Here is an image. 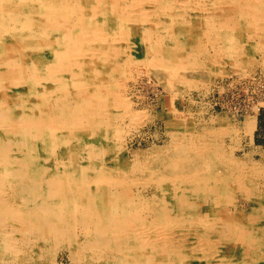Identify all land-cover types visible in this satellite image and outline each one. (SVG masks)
<instances>
[{
  "label": "bare ground",
  "instance_id": "6f19581e",
  "mask_svg": "<svg viewBox=\"0 0 264 264\" xmlns=\"http://www.w3.org/2000/svg\"><path fill=\"white\" fill-rule=\"evenodd\" d=\"M263 35L264 0H0V264H264L258 103L216 121L230 147L181 107Z\"/></svg>",
  "mask_w": 264,
  "mask_h": 264
},
{
  "label": "rangeland",
  "instance_id": "374dc122",
  "mask_svg": "<svg viewBox=\"0 0 264 264\" xmlns=\"http://www.w3.org/2000/svg\"><path fill=\"white\" fill-rule=\"evenodd\" d=\"M260 43L261 44H259V48L257 49L256 54H253V55L245 54L244 55V57L242 59V66L237 73L236 72H230V74L228 73V74H225L222 76L221 75L215 76V78L213 80V84L212 85L209 84V88L205 92H203L202 95H198V92H196V91L193 92L192 96L194 98H196L197 100H201V98H202V101H200V104L198 106L196 105L197 107L196 106H190V105L187 106L186 104H184V101H182V105H181L182 109H185L188 107V108L192 109L193 113L198 111L197 109L199 107L203 108L202 106H204V108H205L204 114H202V115L197 114V115H195L196 116L195 118L197 119V121H199L201 119L199 122L200 123L205 122L207 124V126L210 127V129L212 128L216 131L221 132V133H218L217 137H216V143H218L219 145L221 143H225V144L228 143L226 145H227V147L228 146L230 147L231 146V140L227 139V138H229V136H227V134L225 135L226 137L222 136V131L220 130V128H218V127H220V125H219L220 123L216 122L218 120V118L220 116H222V117L226 116L228 118V121H231V118H232V120H234L236 117H234L232 114L235 113V111H237L239 116L236 115L237 116L236 119L242 121V119L246 118V116H247V114L244 112L247 111L250 107H254L258 103L259 109L257 111H255V110L253 111L255 114L256 113L257 114L255 115L254 121H256L255 122L256 124L254 123L252 133H253V139H254L255 145L260 146L259 148H262L261 150L264 151V82H263L264 81V68H263L264 67V35H263V37H261ZM244 70L247 71V73L245 75L248 74L250 76L249 78H247L246 76L243 78H240V76H244V75H239L238 73H240ZM251 78H252V80H251ZM152 79H153V82L155 84H157L156 88L158 90L159 89L161 90L162 89L161 85L154 81L155 80L154 77H152ZM242 79H244V80L242 81ZM223 83H225V84L223 85ZM221 85H223L224 87H222V89L219 90L218 88ZM141 87H143V88H141L142 90H144L143 92H146V91L148 92V93L146 92L145 94L150 98V101H154V103H156L158 101V99L154 96L155 93H153L154 91L151 90L150 86H147L146 84H144V86L142 85ZM246 88H247V90H246ZM162 93H164V95H166V92H162ZM186 96H184V98ZM187 98H188V96L184 100H186ZM256 100H257V102H256ZM260 101H262L263 103H261ZM171 102H172V100L170 99V95L167 94L166 95V103L167 104L169 103V104L168 105H164V104L162 105V103L159 104V109H163V111L161 113L166 115V113L169 110L168 106L171 104ZM243 103L245 106L243 105ZM252 103H254V105ZM251 104H252V106H251ZM254 113H252V115ZM168 117H170V116H168ZM212 118H215L216 120H214V122H213ZM223 118H225V117H223ZM223 118H221L219 120H221V122L224 125H227L228 123L223 122ZM163 119H164L163 117H160V116L157 117L156 116V117H154L155 121H151L150 123L144 125V128L142 130L143 132L141 131L140 134H136V130H134V131L132 130V132H130L128 135V136H130V134H131V136L133 137L131 139H127L129 141V142L127 141L128 142V145H127L128 149L131 152L136 151L138 154V159H140L143 163L147 162V159L151 155V152L156 151V152L162 153V151L164 150L163 144L165 143V140L168 137H170L169 131L168 132L166 131V124H165ZM248 120H250V119H248ZM248 120L244 119L243 122H247ZM201 121H203V122H201ZM231 122H233V121H231ZM245 125H246V127H241L240 134L243 137L242 142H244L243 143L244 147H242V148L248 151L249 145L247 142H249L248 137L250 136L249 135L250 130L248 129L249 127H247L248 124H245ZM136 129H138V128H136ZM241 150L242 149L239 150L240 153H242ZM254 154H255L257 159L260 158L259 153L258 154L254 153ZM143 157H145V158H143Z\"/></svg>",
  "mask_w": 264,
  "mask_h": 264
}]
</instances>
